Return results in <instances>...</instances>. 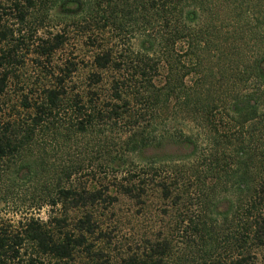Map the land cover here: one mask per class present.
<instances>
[{
    "label": "trees",
    "instance_id": "trees-1",
    "mask_svg": "<svg viewBox=\"0 0 264 264\" xmlns=\"http://www.w3.org/2000/svg\"><path fill=\"white\" fill-rule=\"evenodd\" d=\"M32 16L57 23L37 39L39 57L48 62L74 32L92 71L68 87V61L34 98L9 112L1 104L0 186L44 184L47 199L28 211L58 213L0 226V264H260L264 0H0V24ZM1 26L0 100L24 40ZM78 140L100 141L106 171L57 165ZM152 196L156 233L114 259L101 218L121 197L146 213Z\"/></svg>",
    "mask_w": 264,
    "mask_h": 264
},
{
    "label": "rangeland",
    "instance_id": "rangeland-1",
    "mask_svg": "<svg viewBox=\"0 0 264 264\" xmlns=\"http://www.w3.org/2000/svg\"><path fill=\"white\" fill-rule=\"evenodd\" d=\"M40 18L32 16L27 19L24 25L18 23L17 20H2V23H6L8 28L14 33V38L24 37L23 42L19 44V50H17L16 61L8 70L10 77L9 83L6 88V95L0 100L1 104L4 103L3 109L8 108V112L18 106V102L21 99V95L27 94L29 98H34L42 89V87L48 85L50 80H53V75H56L59 69L68 62H74L77 65L76 72L71 75L72 83L68 87H76L86 83V79L91 68V60L93 52L91 48L84 45L83 39L76 37L73 33L70 34V42H68L61 50H58L48 62L39 57L35 51V44L37 39L41 37L43 33H50L53 27L57 25L56 21H51L50 18L44 22H39ZM219 20H223L220 16ZM218 22V21H217ZM216 22V23H217ZM0 24V30L1 25ZM222 22L221 25H227L228 22ZM43 25V26H41ZM38 27V30H36ZM36 30L37 32H35ZM109 33L105 34L106 39L110 41L114 40V34L109 30ZM30 38V39H29ZM22 41V40H21ZM3 43V42H0ZM3 44H0L2 47ZM86 85V84H85ZM102 88V89H101ZM74 89V88H73ZM99 90L105 91L103 87H98ZM21 110V109H19ZM7 113V112H6ZM121 129V127H120ZM84 142L78 140L76 144L63 148L61 152L56 153V163L60 165H67L77 160H84L86 169L84 175H90V171L95 174H101L103 168L100 169L99 149L100 141H94L90 146L86 147ZM89 159V160H88ZM100 159V160H99ZM91 177V176H89ZM48 188L54 185L55 181H50L51 176L47 177ZM85 177L84 179H86ZM40 183L26 184L21 189L12 190L7 185L0 186V226L16 225L18 221L24 219L26 213L28 215L33 214L43 221L47 219L50 214H57L58 210L51 209L48 206L42 207L40 210H31L30 207L38 205L42 201L44 202L47 197L44 195L46 190H43ZM52 189V188H51ZM6 202H3V199ZM5 201V200H4ZM147 211L143 213V210L136 206L134 203L126 200L125 198H119L118 203L114 206V209L108 211L105 217L101 219L104 221V226L107 228L108 233H112L111 237L115 243L112 242L110 246L104 245L105 251L112 255L115 259L116 252L119 249L136 248L139 237L148 232L156 233L154 225L157 227L162 218L158 216L159 203L155 196L150 197L147 200ZM163 225V224H162ZM115 227V229H114ZM114 231V232H113ZM258 261L260 264H264V249L259 251ZM79 264H83L80 261ZM185 264H195L190 257L186 258Z\"/></svg>",
    "mask_w": 264,
    "mask_h": 264
}]
</instances>
